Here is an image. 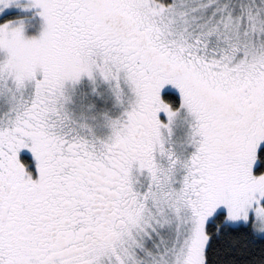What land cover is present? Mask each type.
<instances>
[{
    "label": "snow or ice",
    "instance_id": "obj_1",
    "mask_svg": "<svg viewBox=\"0 0 264 264\" xmlns=\"http://www.w3.org/2000/svg\"><path fill=\"white\" fill-rule=\"evenodd\" d=\"M0 264H264V0H0Z\"/></svg>",
    "mask_w": 264,
    "mask_h": 264
}]
</instances>
